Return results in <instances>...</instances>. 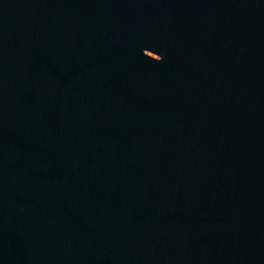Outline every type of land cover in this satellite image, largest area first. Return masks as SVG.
<instances>
[{
  "label": "water",
  "instance_id": "1",
  "mask_svg": "<svg viewBox=\"0 0 264 264\" xmlns=\"http://www.w3.org/2000/svg\"><path fill=\"white\" fill-rule=\"evenodd\" d=\"M0 264H264V0H0Z\"/></svg>",
  "mask_w": 264,
  "mask_h": 264
}]
</instances>
